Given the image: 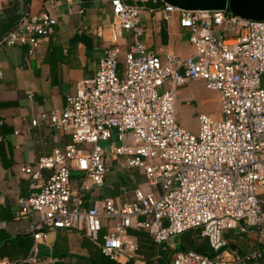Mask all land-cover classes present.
<instances>
[{
	"label": "built area",
	"instance_id": "2783aa9c",
	"mask_svg": "<svg viewBox=\"0 0 264 264\" xmlns=\"http://www.w3.org/2000/svg\"><path fill=\"white\" fill-rule=\"evenodd\" d=\"M107 2L110 45L103 48L94 76L67 94L62 108L30 120L32 127L42 124L68 134L70 143L19 169L29 179L30 193L18 199L14 219L28 221L24 233L31 244L22 261L0 258V264H38L37 244L54 230H80L104 257L130 258L137 249L130 228L144 231L159 246L199 230L215 253L180 251L171 264L260 260L257 249L227 250L222 234L253 231L264 239V21L225 10H183L162 0ZM147 2L163 21L177 17L193 55L159 57L145 48L140 39L144 7L137 3ZM54 25L48 13L24 12L0 46L26 45L32 55L38 38ZM125 33L132 42L120 75L116 44ZM193 82L215 92L219 101L217 118L197 115L195 133L176 123V91ZM99 142H109L108 148ZM111 163L139 170L148 190L122 193L121 203L95 198L84 206L85 194L102 185ZM72 172L81 176L76 189Z\"/></svg>",
	"mask_w": 264,
	"mask_h": 264
},
{
	"label": "crops",
	"instance_id": "0c3cea01",
	"mask_svg": "<svg viewBox=\"0 0 264 264\" xmlns=\"http://www.w3.org/2000/svg\"><path fill=\"white\" fill-rule=\"evenodd\" d=\"M20 2L0 1V10L7 15L18 10ZM137 5L144 7L140 11L143 30L140 39L147 50L159 57L193 55L188 32L179 28L176 16L165 22L152 2ZM42 12L50 14L55 25L50 34L38 38L32 55L28 54L26 45L0 46V220L4 223L0 228V258L15 262L26 257L31 244L24 233L28 221L14 219L18 199L30 193L29 179L19 169L70 143L68 134L42 124L32 127L30 120L42 112L62 108L65 96L73 93L82 80L94 76L103 48L110 45L111 14L107 0H25V13ZM131 42L130 33L123 34L117 41L120 75L122 58ZM205 95L216 105V116L208 108ZM198 114L219 116L217 94L206 90L199 82L178 88L177 125L195 133ZM47 175V171L42 173L43 180ZM80 177L72 172V188H77ZM137 187L148 190L139 170H120L111 163L102 185L92 187L85 194L84 206H90L95 198H111L121 203L122 193L130 195ZM195 231L173 236L159 246L144 231L130 228L127 233L136 241V252L133 257L123 256L114 261L104 257L82 231L54 230L37 244L38 264H171L175 253L191 250L205 240L200 235L201 239L194 240ZM104 232L102 229L101 233ZM222 237L227 250L242 254L257 249L262 254L261 259L248 264H264V239L258 240L255 232L239 234L225 230Z\"/></svg>",
	"mask_w": 264,
	"mask_h": 264
},
{
	"label": "water",
	"instance_id": "95a60500",
	"mask_svg": "<svg viewBox=\"0 0 264 264\" xmlns=\"http://www.w3.org/2000/svg\"><path fill=\"white\" fill-rule=\"evenodd\" d=\"M183 10H225L229 14L248 20L264 21V0H162ZM18 10L7 15L0 10V39L25 12V0Z\"/></svg>",
	"mask_w": 264,
	"mask_h": 264
},
{
	"label": "trees",
	"instance_id": "16d2710c",
	"mask_svg": "<svg viewBox=\"0 0 264 264\" xmlns=\"http://www.w3.org/2000/svg\"><path fill=\"white\" fill-rule=\"evenodd\" d=\"M195 232H196V235L194 237V240L201 239V237L199 236L200 235L199 234V230H197ZM227 248H228V245H227ZM191 251H194V252L199 253V254H201L203 256H206V257H213V256H215V253H213L210 250V248H209V246L207 244V241L206 240H203V239L199 242V244H197L195 247H193L191 249Z\"/></svg>",
	"mask_w": 264,
	"mask_h": 264
},
{
	"label": "rangeland",
	"instance_id": "374dc122",
	"mask_svg": "<svg viewBox=\"0 0 264 264\" xmlns=\"http://www.w3.org/2000/svg\"><path fill=\"white\" fill-rule=\"evenodd\" d=\"M205 98L207 100V106H208V108L210 109V111L212 113L214 112V114L216 116L217 113H218V110L216 108V105L214 104V102H212V101L209 100L210 99L209 96L205 95ZM108 144H109V142H99V146L101 148H105V149L108 148Z\"/></svg>",
	"mask_w": 264,
	"mask_h": 264
}]
</instances>
